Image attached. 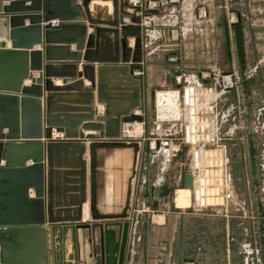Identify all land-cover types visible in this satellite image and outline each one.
<instances>
[{
  "label": "water",
  "instance_id": "water-1",
  "mask_svg": "<svg viewBox=\"0 0 264 264\" xmlns=\"http://www.w3.org/2000/svg\"><path fill=\"white\" fill-rule=\"evenodd\" d=\"M2 1L0 17L6 19L12 48H5L4 40H0V264H93L92 259L95 264H124L132 180L136 175L141 143L120 140L121 123L140 119L135 111L148 106L155 119L176 120L181 86L176 84L172 89L155 87L146 94L140 74H134V71H142V16L136 14L140 9L126 5V0H8L6 5ZM108 1H111L109 17L96 16L90 4L96 2V5L92 4L95 8H109L104 5ZM122 15L130 16V22H123ZM26 19L28 25H25ZM51 19H57L59 25H42L43 21ZM71 28L78 29V36H59ZM104 33L111 35L112 47L109 52L98 54L107 41ZM20 38L38 41L42 48L16 49L32 47V44L19 45ZM129 38H133V47L128 46ZM70 43H76L75 51H70ZM53 50L64 53L53 54ZM4 54L23 57V70L13 86L8 85L6 79L4 81L1 66ZM81 60L85 64L78 70L77 63ZM53 63L61 66L54 67ZM92 63L99 65L97 81ZM105 70L121 72L131 86V94L108 92L104 83ZM32 71H37L38 75L33 76ZM52 77H61L62 84L54 85ZM25 79L31 84L23 85ZM84 79L88 80V85H84ZM95 89L97 102L104 104L100 114L94 104ZM57 93L83 95L87 103L84 113L71 119H56L52 101ZM7 98L15 101L10 123L6 122L2 112L3 99ZM116 101H127V104L118 109ZM4 127L8 128L7 133L2 132ZM53 130L63 133V137L54 139ZM29 139L35 141H24ZM13 146L35 147L36 151L26 154V158L32 159L31 164L25 165L22 159L9 160L6 149ZM86 148L88 166L83 158ZM103 149L107 152L129 149L132 152L131 173L120 212L100 213L97 207V169L102 166L97 151ZM58 151H62L63 157L75 153L72 163L63 160L62 165L76 168L78 176L77 198L71 203L64 201L62 215H56L55 210L59 205L54 184V168L60 165L56 160ZM87 171L88 217L83 219ZM182 187L192 190L190 171L182 175ZM30 189H33L32 196ZM69 206H75L73 214H70L72 208Z\"/></svg>",
  "mask_w": 264,
  "mask_h": 264
},
{
  "label": "crops",
  "instance_id": "crops-1",
  "mask_svg": "<svg viewBox=\"0 0 264 264\" xmlns=\"http://www.w3.org/2000/svg\"><path fill=\"white\" fill-rule=\"evenodd\" d=\"M8 0H3L2 4H8ZM28 1L26 2V4ZM103 3V2H102ZM197 0H126L125 4L129 6H136L140 10L136 12L137 15L142 16V56L143 60L141 62V77L140 82L146 92H149L155 87H162L164 89H172L176 84L180 86H185V84H195L200 85L199 79L203 83H207L206 75L211 74V69L208 66L209 61L207 59H202L199 56L189 59V62L183 57L182 53L178 52L180 45L183 43L184 38H193V35H198V39L203 42L204 50L209 47L208 43H211V29L208 31L206 28V21L204 20V26L198 28L202 20H197L195 14H193L196 7ZM96 5L95 3H92ZM90 4L93 13L99 17L108 18L110 15L111 1L105 2V6H96ZM207 7L212 5L210 0H206L204 3ZM101 7V8H100ZM95 8V10L93 9ZM104 8V10H103ZM209 8V7H208ZM124 9H128L124 6ZM211 9V8H209ZM130 11V8L128 9ZM175 11L177 13H175ZM181 14V15H180ZM182 16V17H181ZM182 24L176 25L175 21H181ZM5 18L0 17V40H4L5 48H12L11 39L8 37V27L5 24ZM123 22H130V16L122 15ZM178 21V22H179ZM28 19L25 20V25H28ZM198 26V27H197ZM23 28V27H20ZM91 29L88 28V32ZM22 33V31H21ZM107 36V41L104 42L103 46L100 48L98 54L109 52V47H112V38L110 34L104 33ZM59 36L61 37H71L78 36V29L71 28L62 32ZM191 36V37H190ZM202 37V38H201ZM19 45L32 47L26 49L25 47L16 48L19 50H39L42 48V43L38 41L20 38L18 41ZM133 38L128 39V46L133 47ZM70 51L76 50V43L69 44ZM53 54H63V50H53ZM132 54V53H131ZM109 55V54H108ZM6 65L4 70H7L8 85L13 86L15 82L13 81L12 74L16 75L19 71V63L15 58H6ZM205 64V66H202ZM82 64H85L83 60L77 63V69L79 70ZM95 68V79L98 78V63H92ZM199 68L195 69V65ZM22 65V64H21ZM54 67L61 66V64L53 63ZM179 69V70H176ZM213 71V70H212ZM33 76H37V71H32ZM181 80L184 83H181ZM205 81V82H204ZM52 82L54 85H61V77H52ZM104 83L105 89L112 94H131V86L125 79L123 74L116 70H105L104 72ZM23 85H30L31 81L25 79L22 83ZM87 79H84V85H88ZM2 92V91H0ZM48 94V93H46ZM17 96L20 94L17 93ZM94 104L97 107V113H103L104 104H99L97 102V91L93 92ZM44 100V98H42ZM4 101V117H6V122L10 123L11 116L14 115L15 102L11 98H7ZM117 107L122 108L127 104V101H116ZM86 99L83 95L78 93H57L53 97L52 106L53 113L56 119H71L75 118L84 113L86 108ZM139 112L138 110L135 111ZM143 117L146 118L143 114ZM147 118H150L147 115ZM147 121V120H146ZM149 125L145 127V135L153 136L157 134H163L164 132H159L155 130V125L157 120L155 119V114L150 119H148ZM163 124V123H162ZM2 132L7 133L8 128L4 127ZM89 132V131H86ZM96 134V133H94ZM54 139H59L63 137V133L56 132L53 130ZM42 140V139H39ZM6 141V139H4ZM19 141H22L21 139ZM25 142H34L35 140L29 139L24 140ZM88 144V141L86 142ZM21 146L9 147L19 154L20 159L24 160L25 165H29L32 162L31 158H26V154L33 152V147H28L23 150H19ZM18 149V151H17ZM35 149V147L33 148ZM62 151H58L56 160L58 166L54 168L55 170V196L58 206L55 207L56 215L64 214L63 208H65L64 201L71 203L76 200V195L78 194L76 187L78 186V176L75 174L76 168H66L62 164L63 160L72 163L76 157L75 153H70L66 157H63ZM144 152L149 154V164H154L155 158L158 156L154 150L148 146V142H144L141 145V151L139 156L138 173L135 179L132 180L133 184V195L131 199V211L129 216V231H128V241L126 247V258L124 264H229V220L225 215H219L214 212L213 207L210 208L207 213H198L197 210H192V212H184L185 209L193 206L190 200L191 190L188 188H179L175 192L173 198V207L178 209V211H165L160 206H152L150 199H141L138 195L136 189L137 186L140 188V183L147 179L146 166L142 164L144 158ZM14 153V154H16ZM206 155L213 156L212 159L218 161L220 154L218 151H206ZM98 161L102 164L97 170V201L98 209L100 213H114L120 212L126 191L127 178L131 173V157L132 152L129 149H112L111 151L98 150L97 151ZM208 156V158L210 157ZM83 158L87 162L89 161L88 148L83 155ZM18 161V160H16ZM5 160H2L4 163ZM141 163V164H140ZM156 165H152L151 171ZM165 167V163H160L156 166L157 170H162ZM156 170V181L149 183L152 187L158 186L161 175H158ZM151 172V173H152ZM69 188V189H65ZM75 188V189H74ZM57 189V190H56ZM86 194L87 201L83 205V219L88 217V199H89V179L87 171L86 179ZM29 195H33V189L29 190ZM157 200V197H156ZM151 203V204H150ZM70 214H73V207ZM207 207V208H208ZM197 212V213H196ZM185 213L188 214H198L204 215L206 223V231L204 233L199 232V226L196 224L194 228L188 227L184 224ZM218 217L221 219L222 226L217 228L221 231L223 236L226 235V243L221 239L218 243H214L213 234L216 235V230L213 229V217ZM198 217V216H197ZM202 218V217H200ZM183 219V221H182ZM193 219V218H192ZM196 219V218H194ZM197 223V222H196ZM199 224V223H197ZM185 225L187 227H185ZM224 225V226H223ZM217 230V231H218ZM219 235V234H218ZM217 236V235H216ZM224 238V237H223ZM254 245L249 243H242L240 248L243 251L254 250ZM216 252V255H214ZM250 256L242 255L238 258L236 264H255V260L249 259ZM254 261V263H253ZM91 262L95 264V260L92 259ZM251 262V263H250Z\"/></svg>",
  "mask_w": 264,
  "mask_h": 264
},
{
  "label": "rangeland",
  "instance_id": "rangeland-1",
  "mask_svg": "<svg viewBox=\"0 0 264 264\" xmlns=\"http://www.w3.org/2000/svg\"><path fill=\"white\" fill-rule=\"evenodd\" d=\"M205 2L206 0H197L193 14L197 20H202L198 28L203 29L204 20H207L206 28L212 31L211 43H208L210 48L204 50L198 35H193V38L182 39L184 41L178 52L182 53L188 62L196 56L209 61L211 74L206 75L208 81L203 83L199 79L198 83L213 86L214 93H217L219 129L224 136L223 142L227 145L233 188L237 196L229 204L226 215L229 220V264H236L242 255L250 256L249 259L255 260V264H264V0H210L212 5L208 7L211 9L204 5ZM178 21H175V24L179 26L182 19ZM202 66H205L203 62ZM194 67L199 68L197 64ZM181 83L184 81L181 80ZM137 110V114L141 116L137 120L141 121L146 112L144 119L147 120L146 126L149 125L148 119L153 115L149 106L146 110ZM147 115L150 118H147ZM140 127L138 124L137 128ZM172 148L170 160L191 169V146L183 144L179 138H174ZM149 157V154L144 152L142 164L146 166L147 171L143 172H147L148 182L153 183L156 181V166L165 161L159 155L154 164H149ZM207 164L213 162L208 160ZM152 165H156L154 172L151 171ZM157 172L158 175L162 174V170ZM192 203V207L180 210H194L193 194ZM211 207L214 212L221 211V206L216 205L215 201ZM162 209L178 211L169 205ZM209 210L208 207L198 213H207ZM184 216L186 218L182 221L188 227L194 228L196 224L199 226V232L206 231L204 215L185 213ZM213 218V229L217 232V236L213 234L214 243L220 241H216V238L226 243V235L223 236L217 229L222 226V220L215 216ZM242 243L253 244L254 250L238 249Z\"/></svg>",
  "mask_w": 264,
  "mask_h": 264
},
{
  "label": "built area",
  "instance_id": "built-area-1",
  "mask_svg": "<svg viewBox=\"0 0 264 264\" xmlns=\"http://www.w3.org/2000/svg\"><path fill=\"white\" fill-rule=\"evenodd\" d=\"M144 23V22H143ZM50 24L57 27L59 21L51 19L43 21L42 25ZM142 71H134L140 74ZM210 85L189 84L181 86L178 103V117L176 120H157L155 130L163 134L145 135L146 121L128 119L121 123L120 140L139 141L141 145L148 142V146L161 155L165 163L173 153V139L179 138L185 145L192 148L191 169L194 174L192 189L194 208L202 211L208 206H221L218 214L228 215L229 204L237 197L233 188V176L229 167L227 145L219 129L218 112L216 108L217 93ZM216 94V95H215ZM165 126L163 127V124ZM141 125L140 129L137 125ZM209 147H206V146ZM206 151H218V161L206 155ZM210 160L213 164L208 165ZM219 199V200H218ZM220 201V202H219Z\"/></svg>",
  "mask_w": 264,
  "mask_h": 264
},
{
  "label": "flooded vegetation",
  "instance_id": "flooded-vegetation-1",
  "mask_svg": "<svg viewBox=\"0 0 264 264\" xmlns=\"http://www.w3.org/2000/svg\"><path fill=\"white\" fill-rule=\"evenodd\" d=\"M146 110V109H143ZM146 116V112L144 113ZM171 159V158H170ZM169 159V163L165 165L162 171V176L158 186H151L147 180L138 184H140V188L137 186V193L145 201V199H150L152 202V206H160L164 208L166 205L173 207V198L175 196L176 190L182 187V175L188 171H190L193 175V186H194V174L192 169H188L186 167H182V163H174V161ZM138 166V164H137ZM138 173V167L136 170V175ZM135 175V177H136ZM135 177L133 179H135ZM157 189V191H156ZM193 189V188H192ZM192 190L190 194V200L192 201ZM132 195H133V184H132ZM157 197V200H156Z\"/></svg>",
  "mask_w": 264,
  "mask_h": 264
},
{
  "label": "bare ground",
  "instance_id": "bare-ground-1",
  "mask_svg": "<svg viewBox=\"0 0 264 264\" xmlns=\"http://www.w3.org/2000/svg\"><path fill=\"white\" fill-rule=\"evenodd\" d=\"M6 58H15L16 59V61L19 63L18 65H19V71H17V73H15L16 75H13L12 74V80L13 81H17L18 79H19V77H20V74H21V71L23 70V57L21 56V55H16V54H14V55H9V56H7V55H2V57H1V66H2V68H3V71H4V73H5V77H4V81H5V79H6V82H8V77H7V70H4V67H5V65H6ZM22 64V65H21ZM4 110H5V108H4V104H3V107H2V112H3V114H4ZM21 149H19L20 151L21 150H23V149H25V148H23V147H20ZM32 150L33 151H36V149H33L32 148ZM16 150L13 148V150L12 149H10V148H7L6 149V154L9 156V160H11L12 162H14L15 160H19L20 159V157H19V154L18 153H16L15 152ZM17 151H18V149H17ZM14 153H16V154H14Z\"/></svg>",
  "mask_w": 264,
  "mask_h": 264
}]
</instances>
